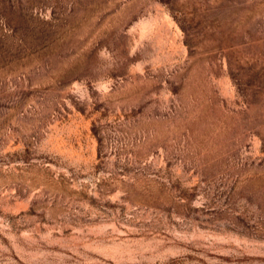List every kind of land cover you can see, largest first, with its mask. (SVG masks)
Instances as JSON below:
<instances>
[{
    "label": "rangeland",
    "instance_id": "rangeland-1",
    "mask_svg": "<svg viewBox=\"0 0 264 264\" xmlns=\"http://www.w3.org/2000/svg\"><path fill=\"white\" fill-rule=\"evenodd\" d=\"M0 264H264V0H0Z\"/></svg>",
    "mask_w": 264,
    "mask_h": 264
}]
</instances>
